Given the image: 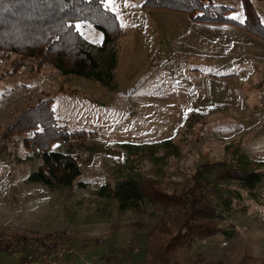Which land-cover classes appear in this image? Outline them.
<instances>
[{"label":"rangeland","instance_id":"obj_1","mask_svg":"<svg viewBox=\"0 0 264 264\" xmlns=\"http://www.w3.org/2000/svg\"><path fill=\"white\" fill-rule=\"evenodd\" d=\"M145 2L106 0L124 32L111 85L63 76L50 63L12 52L0 58V264H21L30 240L44 237L73 250L52 264H264V183L251 191L236 180L218 181L219 170L211 173L213 185L242 195L218 224L234 235L190 245L173 239L181 232L180 202L210 200L207 182L204 194L189 192L198 172L220 164L264 171V0L206 1L232 8L227 18L246 27L199 23ZM77 28L102 44L93 25ZM49 104L58 128L86 131L81 139L47 137L50 149L78 160L85 189L26 181L42 163L26 158L48 123ZM169 141L176 151L161 147ZM135 145L142 151L130 154ZM130 171L174 196L177 206L121 212L117 201L94 194Z\"/></svg>","mask_w":264,"mask_h":264},{"label":"trees","instance_id":"obj_2","mask_svg":"<svg viewBox=\"0 0 264 264\" xmlns=\"http://www.w3.org/2000/svg\"><path fill=\"white\" fill-rule=\"evenodd\" d=\"M206 1L146 0L144 6L186 12L193 21L199 23H230L246 27L245 21L238 22L233 18H227L232 8L221 4L211 6ZM79 22L89 23L101 31L104 35L102 44L86 39L77 28ZM123 35L119 20L107 7L106 0H0V58L12 52L21 55L23 59H35L38 65L50 63L63 76L96 79L102 84L111 85L118 68L119 52L116 44ZM101 53L106 55H99ZM19 63L21 64V62L17 64ZM45 102V100L42 101L43 104ZM47 113L48 123L36 134V138H33L32 149H35L32 155L26 158V161L33 162L41 159L42 163L27 177V183L56 189L72 187L77 183L79 188H87L89 183L80 179L84 170L78 160L69 154L50 149L53 141L47 140L48 132L57 134L56 141H68L71 138H84L86 131L83 129L68 131L63 127L58 128L55 123H52L53 113L50 104ZM40 134L43 137L39 140L37 136ZM161 147L168 149L169 153H171L170 150L178 149L171 141L164 143ZM142 149V146L135 145L129 153L137 154ZM163 157L165 156L156 159L162 160ZM227 165L208 166L205 170L198 172L194 186L189 190L192 194L195 193L194 189L204 194L206 186L209 185L211 190L208 189V194L212 192L210 200L205 201L201 195L202 197L193 207L188 206L186 201L178 200L179 206H183V215L189 217L185 220L182 215L183 218L178 223V227L181 226V232L173 238L175 242L190 245L199 238L215 234H221L227 238L234 235V230L222 228L218 224L227 219L228 212L233 211V199L242 200V195L220 187L217 181L213 185L211 173L219 170L220 175L215 178L218 181L236 180L242 187L252 191L264 183V171L247 167L234 170ZM206 172L210 174V179L204 175ZM203 182H207V185ZM152 186L150 181L136 171H130L118 178L114 184L107 181L93 192L99 197L117 201L121 212L136 211L143 205L154 203L164 207V210L169 208V205L177 206L174 196L160 190L155 191ZM27 261V256L23 257L24 263L21 262V264L25 262L27 264Z\"/></svg>","mask_w":264,"mask_h":264},{"label":"built area","instance_id":"obj_3","mask_svg":"<svg viewBox=\"0 0 264 264\" xmlns=\"http://www.w3.org/2000/svg\"><path fill=\"white\" fill-rule=\"evenodd\" d=\"M26 248L29 251L27 264L36 260L39 264L57 263V261H63L73 251L65 241L56 237L33 238Z\"/></svg>","mask_w":264,"mask_h":264},{"label":"snow or ice","instance_id":"obj_4","mask_svg":"<svg viewBox=\"0 0 264 264\" xmlns=\"http://www.w3.org/2000/svg\"><path fill=\"white\" fill-rule=\"evenodd\" d=\"M113 2V0H108V4L110 5Z\"/></svg>","mask_w":264,"mask_h":264}]
</instances>
